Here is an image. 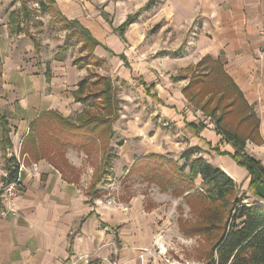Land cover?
<instances>
[{
	"label": "crops",
	"instance_id": "obj_1",
	"mask_svg": "<svg viewBox=\"0 0 264 264\" xmlns=\"http://www.w3.org/2000/svg\"><path fill=\"white\" fill-rule=\"evenodd\" d=\"M138 1L55 0L54 6L66 19L77 20L92 34L99 43L94 47V54L104 64L110 63L111 58L121 60V81H138L139 87L157 102L156 113L176 128L191 131L185 122L194 121L189 115L181 114L190 104L182 88L192 73L214 70L205 66L206 63L220 66L253 113L257 137L247 139L244 150L264 167V56L259 51L264 0ZM149 1L150 7L124 30H118L130 14ZM3 3L5 0H0V115L4 116L8 129L7 145L21 141L26 166L36 162L38 170L33 176L27 171L21 173L22 187L13 204L15 212L0 219V264H110L111 261L170 264L165 261L162 250L168 221L159 206L146 209L140 199L118 205H106L95 198L90 200L81 181L73 179V168L80 166L77 151L63 150L67 163L60 165L54 150L49 157L38 158L29 148L25 150L34 122L41 121L46 112L53 111L71 120L82 112L85 107L75 101L73 92L87 75V68L71 64L76 55L73 50L59 61L53 59L57 50L52 54L40 52V45L35 50L30 36L26 41L18 33L21 31L12 28L4 15ZM152 9L156 24L161 21L156 31L160 34L166 28L179 42L180 30L194 29L189 61L175 57L169 63L166 60L149 63L148 59L134 57L155 49L152 45L144 46L147 13ZM173 46L175 51L179 43ZM121 54L125 60L119 57ZM167 66H170L169 73H166ZM170 74L175 77L168 83H177L181 96L171 106L152 90L157 87L162 90L163 78ZM2 122L0 119V159L7 164L5 149L2 151ZM205 126L199 134L191 131L192 134L185 136L182 147L198 146L206 154L209 152V161L245 189L249 182L245 168L228 154H215L211 149L215 146L221 152L233 153V147L212 127ZM167 134L159 136L162 148L173 143L172 135ZM120 156L124 158L125 153Z\"/></svg>",
	"mask_w": 264,
	"mask_h": 264
},
{
	"label": "trees",
	"instance_id": "obj_2",
	"mask_svg": "<svg viewBox=\"0 0 264 264\" xmlns=\"http://www.w3.org/2000/svg\"><path fill=\"white\" fill-rule=\"evenodd\" d=\"M33 1L42 13L52 14L59 24V29L65 31L64 39L56 49L54 60H63L67 52L77 47V54L71 60V64L78 68H87V71L90 65L103 66L104 60L94 54V47L99 43L87 29L77 20H68L56 10L55 0ZM151 4L149 1L143 8L130 14L118 30H124ZM20 7L22 16L27 21L32 12L25 0H21ZM17 19L18 14L13 11L9 14L8 22L14 30L20 31ZM23 33L32 38L34 49L38 50L39 42L28 33L27 29H24ZM119 57L125 60L122 54ZM88 75L89 72L78 82L77 89L73 92L75 101L85 105L82 112L73 120L53 111L41 116L44 125L48 126L53 122L58 125L60 137H64L63 141L66 142L56 143L59 148L83 149L96 136L112 137V123L120 109L115 85L107 75H97V80L90 83ZM100 83L102 84L100 89L87 92L89 85L96 86ZM182 89L187 101L212 119L214 132L233 147V153L221 152L215 146L211 149L215 154H228L236 164L245 168L249 175L247 190L242 192L238 190L231 176L223 169L195 154L199 151L195 146L186 149L176 160L167 154L136 156L127 174L140 173L149 182L156 181L161 190L170 188L175 196L183 198L190 212H196L197 216L194 220H184L180 217L177 221L179 231L183 235L203 236L208 242L209 251L203 264H264V167L259 160L250 157L244 150L246 140L257 137L253 113L244 102L238 88L233 85L220 66L217 70H198L192 73ZM95 101L99 102L100 108L97 113H91L90 107L93 106L89 103ZM0 119L4 124L3 151L9 139H7L8 129L4 116L0 115ZM39 122L40 120L34 122L33 142L35 136L39 135L37 130ZM185 126L196 135L206 127L203 122L194 121L185 122ZM162 129L167 127L163 126ZM77 135L83 141L75 142ZM31 152L35 156V153ZM8 168L12 176L15 170L9 166ZM197 179H199L198 183ZM246 193H251L253 200L245 201L249 197L245 196Z\"/></svg>",
	"mask_w": 264,
	"mask_h": 264
},
{
	"label": "rangeland",
	"instance_id": "obj_3",
	"mask_svg": "<svg viewBox=\"0 0 264 264\" xmlns=\"http://www.w3.org/2000/svg\"><path fill=\"white\" fill-rule=\"evenodd\" d=\"M113 1L115 2L116 0ZM20 2L21 0H5V3H3L5 17L8 18L10 13L13 11L16 12L18 14L17 26L21 31L18 33L24 36L27 41L29 40V36L23 34V30L27 29L28 33L35 36L38 40L40 52L45 51V53L52 54L56 51L58 45L62 43L64 38L63 30L59 29V24L54 20V16L49 13H42L39 10V6L33 0H25L27 7H29L32 13L27 21L24 20ZM138 2H141V0ZM152 11L153 9L149 11L151 13H147L146 21L148 23V32H146L144 46L152 45L155 46V49H149L145 54H136L134 57L148 59L146 61L149 63L153 62V60L162 62L166 60L169 63L175 57H180L184 62L189 61L188 59L191 53L190 40L194 38L192 34V30L194 29L180 30V41L178 42L177 36L175 35L173 37V32L169 30L165 31L166 28L162 30V34L156 32L161 26V21L156 24L157 21L153 17ZM175 43H179V46L175 47L174 51L173 45ZM73 52L77 54V48H73ZM205 66H209L215 70L217 69L211 63H206ZM121 67L122 62L118 58H111L110 63H105L102 67H95L93 65L88 67L87 73L89 72L88 78H90V83L97 80V75L111 77L114 83L113 85H115L116 96L119 99L118 106L120 109L117 116L118 119H114L112 123L113 133L111 138L108 135V138L106 135L105 137L96 136L83 149L79 147L71 148L77 151V162H80V166L73 168V179L81 181V186L84 187L90 200L95 198L96 201L106 205H118L140 199L143 202V207L146 209L159 206L162 216L168 221V226L165 231L166 242H163L164 247H162L166 259L171 264H203L205 256L209 251L208 242L203 236L195 235L191 237L183 235L179 231V222L177 221L180 217L184 220H194L195 216H197L196 212H190L183 198L181 196H175L170 188L161 190L156 181L149 182L140 173L127 174V170L131 166V163H128L127 160L132 162L136 154V156H148L154 153H160L161 155L167 154L176 160L186 150L182 147L183 140L186 139L185 136L190 135V133L192 134V132L188 129L176 128L174 123L163 117L161 118L156 113L155 104L157 102L151 97L150 93L144 92L139 87L138 81H121L122 77L119 74ZM169 71L170 66H167L166 73H169ZM174 77L173 74L165 75L163 78L165 82L161 84L163 89L161 90L158 87L157 89H152L161 95L169 106L177 98L181 97L178 92L177 83H168ZM101 87V83L96 86L89 85L87 92L89 90L100 89ZM89 105L93 106L90 107L91 113L98 112L100 108L99 102H90ZM83 106L85 107V105ZM186 106L187 108L181 111L183 116L187 117L189 115V118H193L196 122H203L205 125L214 127L212 119L209 116H205L194 104L191 103ZM39 123L40 125L37 126L38 137L35 136L36 139L33 142V131L25 150L27 151L29 148L30 151L35 153V156L38 155L40 157H49V154L54 150L57 153L56 162L60 165L66 164L67 160L63 150L70 149V147L59 148L56 145V143H66L63 141L64 137H60L61 134L58 125L56 122L49 123L48 126L44 125L41 121ZM114 126L116 130H114ZM163 126H166L167 129H162ZM166 133L172 135L173 143L172 145L168 143L162 148L159 146L161 139L159 136ZM74 141L78 142L83 140L77 135ZM176 141L182 142L175 143ZM33 143H35V146H33ZM105 144L108 146L106 147ZM200 148L198 147L199 151L197 153L195 152V154L209 161V152L206 154ZM167 150L172 152H166ZM178 150V153H173ZM123 153H125V159L120 156ZM196 182L198 183L199 179ZM236 187L241 192L246 189H241L237 185ZM250 194H245V196H249L245 201L253 200Z\"/></svg>",
	"mask_w": 264,
	"mask_h": 264
},
{
	"label": "built area",
	"instance_id": "obj_4",
	"mask_svg": "<svg viewBox=\"0 0 264 264\" xmlns=\"http://www.w3.org/2000/svg\"><path fill=\"white\" fill-rule=\"evenodd\" d=\"M261 39L259 41L260 47L259 51L262 57L264 56V27L260 30ZM5 158L7 164L4 160L0 159V219L7 217L8 215L14 213V200L18 195L21 187V173L23 171L29 172L31 176L37 172V163L33 162L26 166L25 159L26 153L22 151L21 141L12 142L7 145L5 150ZM8 166L15 170L14 174L10 176ZM160 250V249H159ZM169 262L168 260H165ZM170 263V262H169ZM110 264H116L113 261ZM171 264V263H170Z\"/></svg>",
	"mask_w": 264,
	"mask_h": 264
}]
</instances>
